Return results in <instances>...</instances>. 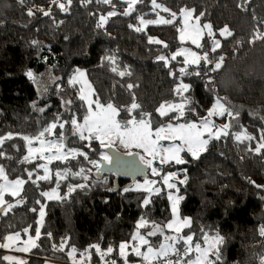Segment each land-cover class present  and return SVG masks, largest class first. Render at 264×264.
I'll return each mask as SVG.
<instances>
[{"label": "trees", "instance_id": "16d2710c", "mask_svg": "<svg viewBox=\"0 0 264 264\" xmlns=\"http://www.w3.org/2000/svg\"><path fill=\"white\" fill-rule=\"evenodd\" d=\"M239 2L157 0L176 14H180L182 9H194L195 16H199L201 22L212 23L215 31L225 25L232 30L233 36L223 39L222 47L210 54V59L225 56L223 67L209 73L213 81L210 85L205 71L211 65L199 66V69L197 66L187 67L182 64L184 59L178 57L170 61L171 70L179 77L177 79L169 75V67L158 59L161 55L170 56L182 46L178 34L180 19L135 31V27L140 25V17L157 15L152 12L150 0H142L129 16L118 14L109 17L102 28L97 27L99 17L107 16L110 11L123 13L127 6L124 0H112L115 7L96 0L91 3L73 0L68 12L60 11L50 4V0H26L24 6L18 0H0V137L13 134V138L5 140L0 147V152L4 153L0 156V165L4 166L10 180L23 178L28 181L22 194L23 201L6 197L15 206L7 215L0 213V242L5 243L3 238L16 232L24 238L28 234L35 235V229L39 228L38 247L31 250L27 264H46L49 261L69 264L67 253L73 246L78 253L89 251L91 260L86 261L87 264H106L113 259L122 264L118 246L123 242L131 243L130 238L137 231L145 234L150 230L137 229L141 217L161 224L171 220L166 192L151 195L149 204L145 206L143 200L148 196L145 191L135 190V183L117 181L112 175L97 179L96 169L81 156L51 163L53 175L49 180L38 179V175L43 173L37 167L40 159L23 162L28 145L22 136H37L57 116L70 120L74 113L82 123L87 114L86 103L79 99V85L73 86L68 81L77 69H83L93 86L94 99L98 97L101 103L111 102L124 109L130 105L134 95L141 105V109L136 111L152 113L154 129L168 123L198 121L206 115L217 95L259 111L254 117L247 112L242 113L235 127V130H246L256 137L255 140L239 141L232 133L219 140H211L207 151L198 160L183 153L189 163L171 162L157 164V167L163 173H178L181 180L186 179L185 184L178 181L177 186L183 197L179 205L180 216L192 220L191 227L184 228L185 235H194V240L200 243L205 235L223 236L221 264H262L264 236L260 235V228L264 227V187L257 186H264V150L257 153L254 149L261 142L259 137L264 131V41L254 44L248 41L256 20L264 19V0H251L245 5L247 11L237 7ZM37 7L51 8L52 17L43 16L38 11L34 16L27 15L29 8ZM261 30L264 31V27ZM149 37L162 43H149ZM33 41H38V44H33ZM110 55L116 57V65L105 59ZM181 66L190 72L197 69L201 75L181 77L178 71ZM112 67L126 69L131 75L121 77L111 70ZM29 70L36 77L50 72L52 82L42 91L27 77ZM181 81L190 85L189 92L184 95L190 97V107L197 114L186 111L182 120L171 119L176 113L159 116L156 109L160 104L180 102V97L173 90ZM129 83L135 85L131 90L127 88ZM64 100H71L72 104H65ZM124 115L121 111V118ZM54 131L56 133L51 137L57 138L62 134L66 149H79L90 159L100 160L104 151L98 141L92 140L89 148L88 141L71 135L70 125H65L64 129L57 127ZM81 167L89 176L87 181L72 174L62 180L54 176L56 171L76 173ZM88 169L92 171L89 173ZM28 171L34 173L31 180L28 179ZM57 183L63 199H54L46 204L45 218L39 226L38 210L45 201L40 193L56 187ZM80 183L88 187L68 192L69 186ZM125 188L130 191L125 192ZM26 228L29 230L27 233L23 231ZM65 238L64 250H55ZM151 238L153 244L162 242L159 235ZM93 244H99L105 251L111 246L114 251L101 260L99 254L91 249ZM5 254L4 248H0V264H10L3 259ZM128 259L137 261L132 254Z\"/></svg>", "mask_w": 264, "mask_h": 264}, {"label": "snow or ice", "instance_id": "6c2138e0", "mask_svg": "<svg viewBox=\"0 0 264 264\" xmlns=\"http://www.w3.org/2000/svg\"><path fill=\"white\" fill-rule=\"evenodd\" d=\"M86 3H91L92 0H85ZM97 3H103L106 5H113L112 0H96ZM142 0H124V3L127 4V7L123 13H117L116 11H110L107 13V16L101 15L99 17V23L97 24L98 28H102L106 23L107 19L118 14L129 16L135 11V6L141 3ZM153 10L160 9L163 12L170 13L169 19H164L161 17L158 20H145L143 17L139 18V24L143 27H135V31L140 32L150 24H171L175 21L177 14L171 12L167 7H163L160 3H157V0H150ZM251 0H240L237 4V7L241 8L243 11L248 9L245 7L247 3H250ZM18 3L21 6H24L26 0H18ZM73 0H50V4L56 6L62 12H68ZM42 13L43 16L52 17L51 8L45 10L44 8L37 7L35 9L29 8L27 15L34 16L36 12ZM194 9H183V28L180 30V41L183 43L186 40H190L192 44L196 45L197 48H201V40L206 35L211 38L212 43L209 48V51L204 52L202 55H198L195 52H192L189 49H180L172 54L170 57L161 55L158 57L159 60L164 61L165 66L169 67V75L174 78L177 77L175 71L171 70L170 61H175L178 56H183L184 60L182 61L183 65H196L199 69L201 60L204 61L206 65H211L205 71V76L208 77L207 83L212 84V78L209 75L212 71H217L221 69L224 65L225 56L219 55L216 58L210 59V53H214L217 49L221 48V41L216 39L217 32L214 30L212 23H204L201 25L200 17L196 16L194 23L191 25L189 21L193 19ZM255 19V17H254ZM62 23V22H61ZM133 27L132 25H129ZM264 27V19L256 20V24L253 27L251 39L249 43H256V41H264V31L261 28ZM218 35L227 39L228 37L233 36L232 30L229 26L225 25L219 29ZM33 44H38V41H33ZM149 43H162L159 40H156L152 37H149ZM167 47V45H164ZM105 59L112 65H116V57L114 55L106 56ZM197 69H193L191 72L187 67L181 66L178 71L180 76H190L196 75L200 76L201 72ZM113 72H116L119 76L123 77L125 75H131V72L128 70H119L118 67H112ZM27 77L37 81V77L33 74L32 71L26 73ZM69 84L75 86L80 84L79 89V99L85 101L86 103V112L87 114L83 117V123H80L75 117V114H72L70 120H62L59 116L51 122L47 127L38 133L35 137L22 136L21 139L27 141V152L28 154L23 157V162H32L34 156H37L41 160H47L50 164L52 161H62L66 162L70 158L75 159L77 156H81L84 160L88 161L92 165V168L96 169L97 173H100V170L103 167L101 161H107L108 164H113V157L108 155L107 152L100 154V160H92L89 158L88 154L82 150L74 149L67 147L65 145L64 136L60 134L56 140H45L46 134H54V130L59 127L64 129L65 125H70L71 135L78 137L81 141H88V147H91V141L96 140L99 142L101 147H107L111 149L112 145L117 141L122 144L125 148H138L141 149L146 156H135L132 152H128V155L132 157L131 161L124 162V166L127 167H136L138 162H143L147 167L151 168V173L154 176H160L161 181L164 185H167L168 189H175L179 193V189L174 183H171L175 178L174 173L161 174L162 170L156 167H153V163L159 159L160 164H166L175 162L176 164H186L189 163L188 159H185L181 154L187 153L191 156L192 159L198 160L200 155L203 152L207 151L208 144L211 140H219L222 136L227 137L230 134V130L238 126L239 121V112L236 111L234 105H231L230 101H227L225 98L216 96L212 106L207 110L205 116L201 117L198 121H188L184 123L172 124L168 123L165 126H158L155 130L152 127V113L146 111H139L141 105L136 102L135 96L133 95L132 102L129 106L124 109L114 105L111 102L106 104L101 103L99 98L92 99L95 95L94 89H92L91 84L87 80V74L79 69H77L69 79ZM135 85L129 83L127 88L131 90ZM190 85L183 83L182 81L174 88L175 95L180 97L179 103L165 102L160 104L156 112L159 116H167L169 113H176L175 116H172L171 119L182 120L184 119L187 112L192 114H197L196 110L190 107L191 100L190 97L185 96L184 93L189 92ZM214 91V89H212ZM65 104L71 105V100H65ZM35 107V105H33ZM43 111V109H40ZM121 111H124L125 115L121 118ZM227 117L228 122L225 123L222 127L218 126L213 117ZM235 122V123H234ZM13 134L8 133L7 136L0 137V147L7 139H12ZM236 140H255L256 137L250 135L246 130L238 132L235 135ZM260 143L254 149L257 153H260L261 150H264V131L261 132L259 137ZM161 141H169L167 146L161 144ZM177 141L179 143H177ZM34 142L39 143V147H33ZM252 150V149H249ZM47 152L50 155L45 156L44 153ZM4 153L0 152V156H3ZM150 158V159H149ZM121 157L116 158V166H121ZM38 168L43 170V175H38L39 180H49L52 173L47 164L37 165ZM89 173L92 169L87 170ZM69 174L73 176H79L82 180L87 181L89 176L85 173V169L81 167L78 172L71 173L70 170L56 171L54 176L59 179H66ZM28 179L31 180L34 173L28 171ZM0 213L7 215L12 211L15 206L13 202L6 200V196L13 198H19V201H23L24 197L21 193L24 190V185L26 182L23 178H17L10 180L6 169L4 166L0 165ZM36 183V181H32ZM156 181L146 180L143 185L137 184L136 189H143L145 192L150 194H159L161 191L160 188L155 187ZM180 184H185V180H180ZM60 187L59 183L56 184V189ZM88 187L85 183H80L74 186L68 187V192L71 193L77 188L84 189ZM264 187V186H257ZM125 192L130 191V189L125 188ZM40 195L47 197L49 200H61L63 197L59 194L58 191L53 189L52 191L41 192ZM168 199L172 202L171 211L174 219H171L170 222L166 223H157L150 222L148 219L141 217L139 223L137 224V229L150 228L145 234H141L140 231H137L130 239L132 242L138 243H129L123 242L118 248V255L123 258L124 264H128V249H131V253L134 256L139 257L142 262L146 264H221L222 261V252L221 246L224 244L225 239L223 236L217 234L211 239L205 235L203 237L204 243L207 247H203L200 243H194V235H181V232L184 228H190L192 225V220L190 218H181L179 214L178 206L180 201L183 199L180 195H173L171 192L168 193ZM18 201V202H19ZM150 202V197L143 200V204L147 206ZM39 203V201H37ZM43 205H41V210L39 212V224L42 226L45 212L43 211ZM35 211V209H33ZM27 233L29 230L26 228L23 230ZM166 231L174 233L172 235L165 234ZM50 237L51 233H47ZM161 236L162 242L153 244L148 239L149 237ZM260 235L264 236V227L260 228ZM41 237V232L39 228L35 229L34 237L28 235L26 241H22V246H14L13 242L21 241V233L16 232L14 235H7L3 239L7 243L0 242V248L12 249L20 252H29L31 248L38 247L36 241ZM66 240L62 241L58 248H55L57 251H63L66 245ZM146 246L145 251H141V248ZM91 249L95 250V253L99 254V258L104 260L106 255L113 253V247L109 246L106 251L102 250L99 244H93ZM67 255L70 258L71 264H86V261L91 260V255L89 251L78 253L76 247H71ZM81 256L85 259H77ZM194 255V259H189L190 256ZM175 257V259H172ZM4 260L9 261L10 264H27L24 260H17L11 256H4ZM106 264H117L116 260H111L106 262ZM264 264V261H262Z\"/></svg>", "mask_w": 264, "mask_h": 264}, {"label": "rangeland", "instance_id": "374dc122", "mask_svg": "<svg viewBox=\"0 0 264 264\" xmlns=\"http://www.w3.org/2000/svg\"><path fill=\"white\" fill-rule=\"evenodd\" d=\"M127 7V6H126ZM183 10V9H182ZM182 10H181V13L180 14H177V16H176V19H175V21L177 20V19H180V23H181V26H180V28H179V41H180V30L183 28V24H184V21H183V15H182ZM152 12H154V13H156L157 15L156 16H146L144 19L145 20H149V19H151V20H158V19H160L161 17H163L164 19H169L170 18V13H168V12H163L162 10H160V9H155V10H153ZM195 14H194V16H193V19H191L190 21H189V24L191 25L192 23H194V19H195ZM200 23H201V25H203L204 23H208V22H201L200 21ZM150 25H158V24H150ZM149 26V25H148ZM137 27H143L142 25H139V26H137ZM147 28V27H146ZM146 28H144L143 30H145ZM219 31V30H218ZM218 31H216L217 32V36H216V39H219L220 41H222L223 39H225L224 37H220L219 35H218ZM180 43L182 44V46L178 49V50H180V49H189V50H191L192 52H195V53H197L198 55H202L204 52H207V51H209V48H210V46H211V43H212V40H211V38H209L207 35H206V33H205V35H204V38L201 40V44H202V47L201 48H197L196 47V45H194V44H192L191 43V41L190 40H186L185 42H181L180 41ZM177 50V51H178ZM175 53V52H174ZM174 53H172V54H174ZM171 54V55H172ZM211 54V53H210ZM170 55V56H171ZM170 56H168V57H170ZM178 57H182L183 59H184V57L183 56H178ZM177 57V58H178ZM210 58H211V56H210ZM187 67L188 66H196V65H186ZM199 66H201V67H206V64L204 63V61L203 60H201V62H200V65ZM81 71H83V72H85L83 69H80ZM87 74V73H86ZM52 74H50V72H46L43 76H37V81H36V84H37V86H39L40 87V89L42 90V91H44L45 89H46V85H48V84H50L52 81ZM87 80H88V78H87ZM89 82V81H88ZM78 85H79V87H81V85L78 83ZM91 87H92V89H93V86L91 85ZM63 99H65L64 98V96H63ZM92 99H94V96L92 97ZM227 101H229L227 98H225ZM65 101V100H64ZM230 102H231V105H234L235 106V108H236V111H238L239 112V120H240V117H241V115H242V113H244V112H247L251 117H254V116H258V114H259V111L256 109V108H252V107H249V106H246L245 104H238V103H235L234 101H231L230 100ZM213 120L215 121V123L218 125V126H223L225 123H227L228 122V119H227V117L225 116V117H213ZM82 123H83V121H82ZM235 123V122H234ZM238 124H239V121H238ZM153 130H155L154 128H153ZM244 130V129H243ZM243 130H235V127L233 128V129H231L230 130V134H232L233 133V135L235 136L238 132H242ZM56 133V131H54V134ZM54 134H48V136H46L44 139L45 140H56L57 138L56 137H51V135H54ZM48 137V138H47ZM239 141H243V140H239ZM177 143H179L178 141H177ZM161 144H163V145H165V146H167L168 144H169V141H161ZM33 147H39V143L38 142H34V144L32 145ZM102 149H103V151L105 152L106 151V149H107V147H101ZM111 148H113V149H115L116 151H120V152H122V153H124V154H126V155H128V152L130 151V152H132L133 154H138L139 156H146V154L145 153H143L142 152V150L141 149H138V148H125L122 144H120L118 141L115 143V144H113L112 145V147ZM75 149V148H74ZM103 152V153H104ZM27 154H28V152H27ZM183 154V153H182ZM181 154V155H182ZM44 155L45 156H48V155H50L49 153H47V152H45L44 153ZM183 156V155H182ZM39 158L37 157V156H34L33 157V160H38ZM70 159H72V158H70ZM150 159V158H149ZM41 160V159H40ZM53 162H57V161H52L51 163H53ZM61 162V161H60ZM107 162V161H106ZM51 163L49 164L48 162H47V160H41V162H40V164H47V166L49 167V169L51 170V173H52V167L50 166L51 165ZM175 163V162H174ZM157 164H160V162H159V159H157L154 163H153V167H156V168H158L157 167ZM160 165H164V164H160ZM158 169H160V168H158ZM55 173V172H54ZM150 174H151V176H149L148 178H144V179H142V180H140V181H137V182H135V184H134V186H133V188L135 189V190H137L136 189V185L137 184H140V185H143L144 184V182L146 181V180H151V181H156L157 183H156V185H155V187H157V188H160L161 189V191H164V192H166L167 193V195H168V193L169 192H171L173 195H180L179 193H177L176 192V190L175 189H168L167 188V185H164L163 183H162V181H161V177L160 176H154V175H152V173H151V168H150V172H149ZM166 173H169V172H166ZM166 173H163V172H161V174L163 175V174H166ZM44 173H42V175H43ZM175 174V173H174ZM52 175H53V173H52ZM51 175V176H52ZM51 178V177H50ZM62 180V179H61ZM181 180V178H180V176L178 175V173H176L175 174V178L172 180V181H170L171 183H174L175 185H176V187L178 186V181H180ZM2 182V181H1ZM24 187H25V185H24ZM53 189H55L56 191H58L59 192V194H60V189L58 188V189H56V187H53V188H51L50 190H47V191H52ZM139 191H144L143 189H140ZM160 191V192H161ZM24 192H25V190H23V192L21 193V195L22 194H24ZM45 192V191H44ZM146 195L148 196V198L149 197H151V195H154V194H150V193H148V192H146ZM7 197V196H6ZM5 197V199L7 200V198ZM44 197V196H43ZM44 202H42L41 203V205H43L44 207H43V211L45 212V208H46V204L49 202V201H51V200H49L47 197H44ZM54 200V199H53ZM169 204H170V206H171V204H172V202L169 200ZM180 205V204H179ZM178 209H179V214H180V206H178ZM40 210H41V206H40V209L38 210V212H40ZM45 214H46V212H45ZM181 217V216H180ZM44 218H45V216H44ZM181 218H183V217H181ZM171 219H174V217H173V214H172V211H171ZM39 220H40V217H38V220H37V223H39ZM44 221V220H43ZM168 222H170V220L168 221ZM39 226H41L40 224H39ZM183 231H184V229L182 230V232H181V235H185L184 233H183ZM165 234H168V235H172V234H174V233H171L170 231H166V233ZM12 235H14V234H12ZM29 235V234H28ZM28 235H27V237H28ZM143 235V234H142ZM33 237H34V235H32ZM186 236V235H185ZM214 236H216V235H213V237ZM27 237L26 238H24V237H22L21 236V241L20 242H13L14 243V246H22L21 245V242L22 241H26L27 240ZM160 238H161V241H162V237L160 236ZM210 239L212 238V237H209ZM149 240H150V242H152V238L151 237H149L148 238ZM5 243H7V241L5 242ZM36 243H37V241H36ZM131 243H138V241L137 242H131ZM130 243V244H131ZM194 243H200V242H196L195 240H194ZM203 247H207V245L204 243V241L202 242V243H200ZM33 248H31V250H32ZM4 250H5V252H6V254H5V256H11V257H14V258H16L17 260H24V261H27L28 260V256H29V254H30V252H31V250L29 251V252H20V251H15V250H12V249H6V248H4ZM146 250V246H144V247H142L141 248V251L143 252V251H145ZM127 252H128V257L132 254L131 253V249H128L127 250ZM133 256H134V254H132ZM137 258V261H134V262H131L129 259H128V264H146V262H142L141 261V259L139 258V257H136ZM77 259L79 260V259H85L84 257H81V256H79L78 255V257H77ZM172 259H175V257H172ZM191 259H194V255H192V257H191ZM70 263L69 264H71V261H69ZM46 264H64V263H60V262H48V263H46ZM86 264H87V262H86ZM122 264H124V261H123V263Z\"/></svg>", "mask_w": 264, "mask_h": 264}, {"label": "water", "instance_id": "95a60500", "mask_svg": "<svg viewBox=\"0 0 264 264\" xmlns=\"http://www.w3.org/2000/svg\"><path fill=\"white\" fill-rule=\"evenodd\" d=\"M108 155L113 157V164H108L106 161H101L103 164L102 169L100 170V173L98 174L97 171L95 173V177L97 179H102L104 175H112L115 176L117 181L124 180L130 182V184L135 183L138 180H141L142 178H148L149 177V167H147L143 162H138L136 167H127L124 166V162L131 161L132 157L129 155H126L120 151H116L115 149L107 148L106 151ZM135 156L139 157L138 154H134ZM121 157V166H116V158Z\"/></svg>", "mask_w": 264, "mask_h": 264}]
</instances>
